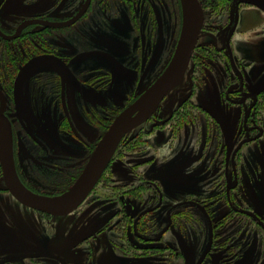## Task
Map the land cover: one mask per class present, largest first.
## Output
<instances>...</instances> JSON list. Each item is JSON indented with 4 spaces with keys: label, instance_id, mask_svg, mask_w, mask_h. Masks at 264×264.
I'll use <instances>...</instances> for the list:
<instances>
[{
    "label": "flooded vegetation",
    "instance_id": "flooded-vegetation-1",
    "mask_svg": "<svg viewBox=\"0 0 264 264\" xmlns=\"http://www.w3.org/2000/svg\"><path fill=\"white\" fill-rule=\"evenodd\" d=\"M11 1L15 3L11 8L17 9L10 11L23 15V9L16 2L26 0ZM135 1L136 6L145 7L147 14L149 8L151 14L153 10H157L153 0ZM93 2L94 0H69L67 5L60 7L70 8L69 13L63 16H60V12L26 13L10 27L11 31L0 22V39L11 42L24 38V49H27V52L19 55L18 63L11 69L9 77H12V81L10 79L6 88L0 85V112L8 123L11 170L14 175L17 171L20 177L29 182L26 183L29 189L39 193L49 194L63 187L68 189L86 167L92 152L110 125L128 110H131L132 117L137 109L143 106L141 101L133 108L134 102L147 93L152 96L159 79L172 64L169 67L162 64L164 67L160 73L158 65L156 72L147 78L142 74L147 58L138 60L135 74L130 75L127 74L124 63V67L118 64L113 67L108 63L96 62L89 65L90 70L80 74L78 72L82 70L76 68V76L71 69L72 64H68L67 54L58 48L48 47L43 33L73 32L70 29L89 11ZM198 2L203 12L201 0ZM150 26H153L152 19ZM139 45H144L142 38ZM13 48V54L18 55V50ZM92 50L108 58L104 49ZM91 55L95 56L93 53ZM38 56H46L42 59L44 62L32 68L18 89L16 82L19 72ZM227 59V64L234 74L236 67L233 59ZM189 62L190 58L177 84L162 96L145 119L137 121L122 133L100 171L101 174L95 182L96 187L94 185L95 188H91L85 196L95 199L106 194L111 198L116 193L114 188L117 187L121 213H113L110 222L118 225L116 240L119 247L117 250L109 249L119 259L112 261L108 256V264H170L171 261L174 264H222L226 261L225 255L228 252L231 253L233 264H244L243 261L248 256L254 257L253 264H264V203L263 207L252 210L250 203L239 197L241 194L247 199V189L255 188L250 185L255 176L247 165L250 157L238 159L242 144H249L255 129L262 133L264 126L257 124L256 127L249 123L252 107L248 99L257 95L241 91L242 82L237 83L238 74L237 88H228L225 97L226 102L234 107L246 105L240 126L247 134L244 136L242 131V138H239L235 129L219 121L217 135H212L221 143L222 163L225 167L228 166L221 182L224 183L221 192L208 189L205 168L198 173L199 178L194 181L198 182V189L189 188L190 181L178 188L177 192L168 190L158 179V168L148 167L149 161L156 160V152L150 157L141 156V153L150 147L167 145L166 150H170V145L177 139L184 147L187 142L195 141V156L201 158L199 161L208 160L206 134L207 124L211 119L193 103H184L182 106L184 99L178 93ZM77 80L81 81V86L76 83ZM131 87L132 91L128 95V88ZM129 96L131 98L123 102V97ZM262 103L264 104V99ZM15 115L19 116V122L23 121V125L18 123ZM54 127V139L58 141L52 144L39 134V130H52ZM152 149L150 148V152ZM24 165L26 171L22 168ZM246 168L250 171L247 172ZM112 170L116 173L113 174ZM0 171L5 190L13 200L34 214L44 217L56 216L18 201L6 186L1 165ZM117 172L125 179L119 178ZM183 175L169 173L167 181H185ZM31 178L37 182L38 188L34 186ZM103 182L107 183L104 188L101 186ZM164 200L170 202V205H166ZM79 205L75 208L80 207ZM163 208H167V215L162 213ZM200 225L205 229V233H194L193 230L200 229ZM171 230L175 231L172 235ZM241 230L246 232L241 234ZM93 235L96 249H100L102 245L96 240L99 234ZM214 243L217 245L214 246ZM259 248L263 249V254L259 253ZM213 249L216 250L212 251ZM257 253L260 260L258 256L255 258ZM247 260L245 264H249Z\"/></svg>",
    "mask_w": 264,
    "mask_h": 264
},
{
    "label": "rangeland",
    "instance_id": "rangeland-1",
    "mask_svg": "<svg viewBox=\"0 0 264 264\" xmlns=\"http://www.w3.org/2000/svg\"><path fill=\"white\" fill-rule=\"evenodd\" d=\"M148 1L152 2V0ZM66 2L69 0L57 2L26 0L16 4L23 9L21 12L24 14L60 12V16H63L68 14L70 9L60 8L67 5ZM153 3L157 8L156 12L153 10L151 14L149 8L147 14L145 7L136 6L135 0H94L89 11L70 29L73 32H44L45 43L48 47L58 48L67 54L68 64H72L71 69L76 76V68L82 70L78 72L80 74L90 70L89 65L96 62L108 63L113 67L116 64L124 67V63L127 74H135L138 60L147 58L142 74L150 78L156 72L158 65L160 73L164 67L162 64H167L169 67L173 62L190 22L187 6L182 0H153ZM201 3L205 20L201 25L178 93L184 99L182 106L193 103L197 105L198 110L203 111L205 116L211 119L207 124L206 134V152L209 158L199 161L201 158L195 156L196 142L189 141L184 147V144L177 139L170 145V150H166L168 149L166 145L150 147L153 148L151 152L149 148L141 153V156L150 157L156 152V160L149 161L148 167L158 168L156 171L159 175L158 179L168 190L174 192L190 181L188 187L198 189V182L194 183V181L199 178L198 173L204 168L208 189L222 191L224 183L221 184V182L228 171V166L225 167L222 163L221 143L212 135H217L219 121L235 129L239 138H242V131L244 136L247 134L240 126L246 105L234 107L226 102L225 97V91L228 88H237L236 74L239 75L237 83L242 82L241 91L257 95L248 99L252 107L249 123L251 126L257 127V124L264 126V104L262 103L264 99V0H201ZM14 4L11 0L5 2L0 0V22L9 31H11L10 27L24 16V14L20 16L10 11V9H17V7L11 8ZM151 19L153 26H150ZM141 38L144 43L142 46L139 45ZM23 41L24 38L11 42L0 39V85L5 88L10 83V79L12 81L9 74L18 63L19 55L27 52ZM12 47L18 50V55L13 54ZM92 49H104L108 53V58L94 53L96 50ZM228 57H231L235 64L234 74L227 64ZM76 83L79 86L82 85L80 80ZM130 91L132 87L128 88V95ZM114 95L118 96L117 93ZM130 98V96L123 97V102ZM14 117L23 125V121L19 122L18 115ZM23 129L26 133L25 126ZM54 132H56L55 127L52 130H39V134L52 144L58 141L54 139ZM249 142V144H242L238 159L244 160L250 157L247 165L255 176L250 185L255 188L247 189V199H244L241 194L239 197L249 202L250 208L255 210L259 209V206L263 207L264 203V129L262 133L259 129H255L254 137ZM22 168L26 171V165ZM249 168H246L247 172L250 171ZM112 173L115 174L116 171L112 170ZM169 173L177 176L184 174L185 181L180 179V184H178L180 181L168 182ZM100 174L89 190L94 187ZM117 175L125 179L121 173L117 172ZM15 177L25 190L42 198L51 199L67 190L63 187L57 188L53 193H39L37 190L29 189L26 186L29 182H26L24 177H20L17 171ZM30 180L38 188L37 182L33 178ZM106 184L103 182L102 188ZM97 187L99 190L100 184ZM116 188H114L116 193L111 198L106 194L97 196L95 199H91L92 196L84 197L85 199L81 200L84 201L78 204L80 207L63 215L44 217L27 211L24 206L13 200L5 190L0 171V264H108L106 261L108 256L112 261L118 260L119 258L109 249L117 250L119 247L116 240L118 225L110 222L113 213H121V203ZM214 194L211 193V195ZM190 195L193 194L190 193ZM164 202L170 205V202L165 200ZM162 213L167 215V208H163ZM199 227L200 229H195L193 232L205 233L202 225ZM107 228L110 230L108 231ZM174 232L171 230L170 235ZM245 232V230L240 231L241 234ZM93 233L99 234L96 240H99L102 245L100 249H96ZM217 237L219 239L220 234ZM216 245L214 243V246ZM214 250L216 249L212 251ZM258 251L263 254L262 248ZM259 253L255 258L258 256L260 260ZM230 256L231 253L228 252L225 255L227 259L222 264H233ZM253 259L254 257L248 256L243 262L245 264L247 260L249 264H253ZM170 264L174 262L171 261Z\"/></svg>",
    "mask_w": 264,
    "mask_h": 264
},
{
    "label": "water",
    "instance_id": "water-1",
    "mask_svg": "<svg viewBox=\"0 0 264 264\" xmlns=\"http://www.w3.org/2000/svg\"><path fill=\"white\" fill-rule=\"evenodd\" d=\"M182 1L187 6L191 22L189 33L175 61L172 62L171 67L159 79L155 93L152 96L147 93L134 102L132 105L133 108H135L141 101H143V106L140 109H137V112L132 117L131 110H128L125 115L115 119L92 152V155L80 176L60 195L51 199H44L28 192L17 182L14 172L11 170L12 162L9 155L10 139L8 134V123L0 112V165L3 168L6 186L18 201L27 206L53 215H63L72 211L85 197L90 186H92L93 182L98 177V174H100L102 167L108 160L122 133L127 128L133 126L137 121L145 119L147 114L151 112L152 108L159 102L162 96L177 84L186 69L201 28L203 12L198 0ZM45 57L46 56L35 57L28 65L22 68L18 74L16 82L18 89L23 85V82L32 68L44 62L42 59Z\"/></svg>",
    "mask_w": 264,
    "mask_h": 264
},
{
    "label": "bare ground",
    "instance_id": "bare-ground-1",
    "mask_svg": "<svg viewBox=\"0 0 264 264\" xmlns=\"http://www.w3.org/2000/svg\"><path fill=\"white\" fill-rule=\"evenodd\" d=\"M190 25H191V22H189L188 25H187V27H186V30H185V33H184V37H183V40H182V44H181L179 50L177 51L176 56L174 57V60H173V61H175L177 55L179 54V52H180V50H181V48H182V46H183V44H184V42H185V39H186V37H187V35H188V33H189ZM37 196H38V195H37ZM44 199H48V198H44ZM54 218H55V217H54Z\"/></svg>",
    "mask_w": 264,
    "mask_h": 264
}]
</instances>
